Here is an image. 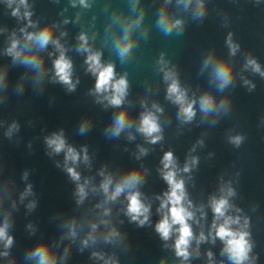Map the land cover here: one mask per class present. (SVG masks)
Returning <instances> with one entry per match:
<instances>
[{
    "label": "water",
    "instance_id": "1",
    "mask_svg": "<svg viewBox=\"0 0 264 264\" xmlns=\"http://www.w3.org/2000/svg\"><path fill=\"white\" fill-rule=\"evenodd\" d=\"M164 2L139 0L133 10L132 0H87L89 7L80 5L79 0H75V6L73 0H28L34 26L28 27L27 31H38L45 25L55 24L54 38L64 46L66 55L73 62V80L78 79L79 83L74 92H68L63 85L49 82L47 77L42 84L35 85V73L14 63L5 54L12 32L18 38L22 37L19 29L25 27L27 21L13 17L6 0H0V69L8 68L9 81L7 89L0 91V97L5 98L0 102V187L5 181L14 182L11 199L18 200L19 193L28 183L34 193L23 203H18L15 209L11 207V200L0 204V223L6 211L12 212L9 234L15 241L8 250L10 256H0V264H9L11 259H15L16 264H30L25 256L42 239L51 243L61 255L60 264H103L91 258L93 251H101L106 256L114 254L119 264H160L164 258L168 264H180L172 248L175 237L166 242L168 247H164L165 242L154 229L160 218L156 211L159 206L156 196L168 187L158 169L162 167L160 160L164 152L169 150L174 153L180 168L189 156L199 158L191 172L180 173L193 204L195 221H199H190L194 235L198 236L203 231L207 236L213 219L209 199L220 195L222 183L231 182L236 195L230 198V203L241 208L242 212L231 211L229 214L250 217L249 231L254 244L250 256L256 257L255 264H264V78L243 67L250 53L264 69V0L258 3L257 0H205L207 15L203 20L195 21L191 18V9L184 12L177 7L176 0H171L168 11L184 19L186 27L183 34L174 32L168 36L156 27ZM142 11L144 18L140 27L132 31L135 47L130 59L121 63L112 50L111 38L122 35L120 25L124 19L134 20ZM117 17L116 23H112ZM144 29L148 30L147 36L143 35ZM81 32L89 37L91 49L102 53V63H114L117 76L128 74L130 86L123 107H127L130 116L136 119L132 128L119 137L107 136L105 129L120 109L96 103V97L90 94L95 77L86 71V53L77 51V37ZM229 32L234 34V42L240 45L235 56L229 55L225 43ZM211 50L217 56L230 60L234 66L235 79L224 92H217L211 83L210 68L202 71L203 61ZM161 53L169 62L168 67L175 68L180 84L188 89L190 98H198L205 91L211 92L217 100L228 96L232 101L230 113L221 117L215 126H210L197 104L194 120L181 123L177 119L178 106L166 99L167 84L157 63ZM58 54L52 44L41 52L48 68ZM22 77L25 78L24 87L17 92ZM243 79L251 81L255 88L250 91L243 84ZM153 103L164 110L157 113L164 139L154 145L147 143L143 135L135 131L139 114L145 107L154 111ZM85 118L92 120V126L80 135L79 126ZM14 120L20 128L9 139L4 132ZM61 129L67 142L77 150L84 145L88 147L90 163L80 162L77 170L82 178H90L97 190L90 191L81 205L76 203L73 195L74 183L63 170L64 154L49 155L44 143L45 136ZM129 131L135 137L132 140L128 139ZM235 134L245 136L239 148L227 139ZM199 140H203L202 145L197 143ZM138 145L148 149L147 154L139 159L136 158ZM193 146L195 151H192ZM57 162L60 167H57ZM136 167L148 170L144 183L138 186L146 202L152 205V223L144 227L130 223L124 215L127 201L123 195L107 205L111 208L109 216L104 217L102 209L95 208L96 204L104 201L103 192L99 189L103 179L99 175L100 169L119 177ZM25 171L28 172L26 181L22 179ZM33 199L37 201V207L29 212L25 205ZM201 205L204 206L203 217L199 211ZM70 217L75 218L81 227L77 228L76 240L71 242L68 258L63 259L64 249L70 243L63 238L66 232L64 221ZM101 217L115 225L124 240L112 244L101 238L94 246L84 247L81 251V240L90 230L91 223L98 225V236L105 232ZM29 223L33 225L34 233L27 228ZM196 248L193 240L189 248L191 255L185 264H210L208 251L213 253L211 264H231L227 256L222 255L223 243L218 238L214 243L211 239L202 242L199 254ZM3 251L0 244V252Z\"/></svg>",
    "mask_w": 264,
    "mask_h": 264
},
{
    "label": "clouds",
    "instance_id": "2",
    "mask_svg": "<svg viewBox=\"0 0 264 264\" xmlns=\"http://www.w3.org/2000/svg\"><path fill=\"white\" fill-rule=\"evenodd\" d=\"M259 0H257V3ZM7 6L12 9L11 15L18 19L27 21L25 27L19 29L22 37L18 38L15 32H12L9 37V45L5 49V54L12 58L14 63L24 66L35 73L33 83L40 85L47 77L51 83H59L63 85L68 92H74L79 80H73V62L66 55V49L60 41L54 38L55 24H48L40 28L38 31H27L28 27L34 26L31 20L32 12L28 0H6ZM80 5L89 7L87 0H79ZM139 0H132L133 10ZM171 0H165L164 5L159 11V18L156 22L157 29L165 36L171 35L175 32L176 35L183 34L186 21L182 18H177L168 11V4ZM15 4V7L13 5ZM177 7L182 11L187 12L191 9V18L195 20H203L207 15V4L205 0H176ZM75 6V0H73ZM23 8V12L21 9ZM79 18V14H78ZM144 18L142 11L139 16L133 19H124L120 25L122 35L112 37V50L115 52L117 58L124 63L130 59L131 53L135 47L136 41L132 39V31L134 28L140 27V22ZM116 19L112 23H116ZM67 23V21H65ZM147 29H144L143 35L147 36ZM233 33L229 32L225 39V43L229 50L230 56H235L240 50V45L233 40ZM79 47L77 51L86 53L85 64L87 65L86 71L95 77L94 89L90 90V94L96 97L95 102L104 104L105 107L111 106L120 109L111 123L105 129V134L112 138L119 137L121 133L132 128L135 119L130 116L125 104V98L128 95L129 80L127 79V72L123 75L117 76L115 71V64L112 62L102 63V53L100 51H93L89 46V37L81 32L77 37ZM49 44H52L56 51L59 53L54 60H52L51 68L46 66V58L41 55ZM49 56L52 53L48 54ZM160 65V71L163 73V80L167 84L166 99L178 106L177 119L181 123H191L197 115L196 105L198 104L199 111L203 114V118L210 126L215 124L223 116H227L232 109L231 98L225 96L217 100L216 97L209 91H205L203 95L198 98H190L188 96V89L181 86L178 74L174 67H168V61L164 59V53L160 54L157 61ZM245 69H250L253 73L259 74L264 78V69L261 68L260 63L250 53L245 58L243 65ZM210 68V80L216 87L217 92H224L230 85L233 84L235 79L234 66L228 59L217 56L214 50L207 53L203 61V69ZM8 68L5 66L0 69V91H4L8 86ZM25 78L22 77L18 86L17 92L23 90ZM243 84L253 90L255 85L243 79ZM5 98L0 97V102ZM106 102V104H105ZM144 106V102H141ZM152 109L145 110L139 114L138 126L135 128L137 133H140L149 144H157L164 139L163 128L159 122L157 113H163V108L158 104L153 103ZM212 117L211 120L208 118ZM2 124V122H0ZM92 126V120L85 118L81 121L79 126V134H85ZM20 125L17 121H13L8 125L4 135L11 139L13 135L19 131ZM135 137L131 131L128 132V139L132 140ZM228 142L236 148H239L244 140L243 134L229 135ZM44 143L49 150V155L64 154L63 170L66 172L69 179L74 183L73 195L76 197V203L81 205L89 196V192H95L96 186L92 185L90 178H82L81 173L77 170V165L80 162L88 165L90 157L88 154V147L81 146L79 150L70 145L65 137L64 130L53 132L51 135L44 137ZM198 144H203V140L197 141ZM31 146V145H29ZM139 159L141 156L147 154L148 149L137 146ZM192 151H195L193 146ZM160 163L162 167L158 169L163 181L167 184V190L161 195L156 196L159 201V206L156 211L160 218L155 223V232L159 238L165 242L164 247H168V242L174 238L172 248L174 254L179 258L180 264H185L191 255L189 248L193 240H195L197 248L196 252L199 254V245L209 239L214 243L218 238L223 243L222 255H226L231 264H255L256 257L250 256L253 251L254 244L252 242V234L249 231L251 227V220L248 216L232 215L231 211L241 213L242 209L230 203V198L236 195L235 189L231 186V182L222 183L220 187V195L211 196L209 199V207L213 213L211 229L207 236L203 231L198 236L194 235L193 226L190 221H195V212L193 209L192 201L188 198L185 188V179L180 176V173H189L199 163V158L196 156H189L183 168L178 166L177 158L174 153L169 150L164 152ZM57 162V167H60ZM148 170L143 167H136L126 171L119 177H114L112 173L106 172L101 168L99 175L103 178L99 184V189L102 190L104 195L103 204H96V209H102L103 216H109L111 208L108 207L110 203H114L122 195L127 203L123 209L124 215L129 218L130 223H135L137 227H144L150 225L152 222L151 217V203L146 202V197L139 190V185L143 184ZM23 180L28 179V172L25 171L22 175ZM14 188L13 181H5L4 185L0 187V204L11 200V207L15 209L18 203H23L25 199L33 196V189L30 183L25 185L22 192L19 193L18 200L11 199L12 191ZM29 212L37 207L36 200H29L25 205ZM203 205L200 206V215H205ZM12 217L11 211H6L4 220L0 223V244L3 245L4 251L0 252V256L8 258L10 256L9 249L14 245V236L9 234L10 218ZM199 223V221H195ZM101 223L105 226V232L98 236V225L91 223L90 230L85 234L81 240V251L84 247L94 246L98 239L105 243L119 244L124 240V236L119 229L111 224L108 220L101 217ZM66 228L65 236L70 243L64 249L62 254L63 259L69 256L71 242L77 238V228L81 227L75 218H68L64 221ZM27 228L33 233L35 231L33 225L29 223ZM207 257L211 264L213 253L207 252ZM91 258L102 261L103 264H119V260L113 254L106 256L101 251H93ZM25 260L30 264H60L61 255L57 253L53 245L47 240H40L34 247L30 248L25 256ZM9 264H16L15 259H11ZM160 264H168L167 258L160 261ZM223 264V262H221Z\"/></svg>",
    "mask_w": 264,
    "mask_h": 264
}]
</instances>
